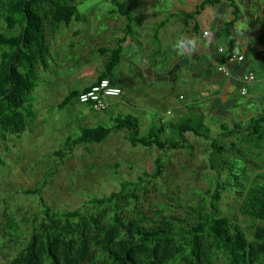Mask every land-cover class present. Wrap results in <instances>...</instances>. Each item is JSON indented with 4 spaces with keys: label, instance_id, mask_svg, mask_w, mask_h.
I'll use <instances>...</instances> for the list:
<instances>
[{
    "label": "trees",
    "instance_id": "obj_1",
    "mask_svg": "<svg viewBox=\"0 0 264 264\" xmlns=\"http://www.w3.org/2000/svg\"><path fill=\"white\" fill-rule=\"evenodd\" d=\"M74 3L75 0H0V14L6 25L5 32L0 31V144L9 142L11 137L21 138L28 130V122L35 120L34 95L40 86L37 71L39 67L47 68L51 57L48 33L55 34L62 26L85 21ZM211 3L207 1L202 7ZM113 4L120 6L118 0H113ZM202 7L185 17L193 19ZM122 42L109 51L106 72L99 82L112 81L120 63ZM80 94L70 93L59 108L81 105ZM122 130H127V141L133 147L157 148L161 152L184 150L188 132L208 141L212 149L210 169L217 173V186L208 194L209 203L192 208L185 217L176 215L168 205L157 211L154 219L144 216L139 191L163 175V159L158 158L156 172L143 173L136 182L122 181L118 191L93 196L81 208L55 212L46 207L41 221L32 223L23 247L2 264H212L217 252L225 255V264H264V225L255 227L249 240L224 216V194H242L243 183H236L237 191L231 188L234 184L226 178V172L231 170L229 176L238 177L232 172L229 159L219 161L222 156L230 155L219 145L220 139H212L188 125L179 127V140H165L161 129H154L144 137L137 119L130 116L111 127L81 129L79 134L66 139L55 156L64 160L78 147L101 145ZM222 131L219 136L222 139L229 140L235 135V131L227 132L224 128ZM244 131L249 141L259 147L264 140V119L246 130L240 128L237 134ZM3 166L4 160L0 157V169ZM243 194L246 196L243 216L264 222V175L257 177ZM8 231L6 236L12 241L22 236L17 223L10 224ZM98 253H101L100 259Z\"/></svg>",
    "mask_w": 264,
    "mask_h": 264
},
{
    "label": "crops",
    "instance_id": "obj_2",
    "mask_svg": "<svg viewBox=\"0 0 264 264\" xmlns=\"http://www.w3.org/2000/svg\"><path fill=\"white\" fill-rule=\"evenodd\" d=\"M207 1L212 3L202 7ZM86 2L90 19L83 17L82 24L100 26H62L49 44L59 46L49 58L56 54L54 72L87 79L79 89L78 83L64 85L68 92L61 93L65 100L97 84L106 72L109 51L122 40L111 83L124 92L110 100L105 112L82 105L86 115L103 113L114 125L131 116L142 136L161 129L165 140H179L184 125L220 136L227 124L239 131L264 119V0H118L119 7L113 0ZM201 7L193 19L185 17ZM181 42L184 47L178 46ZM233 54L244 62H231ZM221 66L230 77L218 70ZM251 73L256 81L242 96V78ZM190 134L195 136L188 132L186 140ZM263 145L264 140L254 147Z\"/></svg>",
    "mask_w": 264,
    "mask_h": 264
},
{
    "label": "rangeland",
    "instance_id": "obj_3",
    "mask_svg": "<svg viewBox=\"0 0 264 264\" xmlns=\"http://www.w3.org/2000/svg\"><path fill=\"white\" fill-rule=\"evenodd\" d=\"M74 4L83 17L90 19L91 6L86 5V0H75ZM110 9L115 7L111 6ZM102 13L106 15V9ZM97 19L100 21L101 18ZM72 26L100 25L98 22L95 25L85 23ZM5 30L6 25L0 14V31ZM48 35L51 46L54 35ZM57 47H50L52 53L53 50L57 51ZM56 60L54 54L48 62V71L43 67L38 68L40 86L34 95L35 120L28 122V130L21 138L11 137L9 142L0 144V157L4 160V166L0 169V264L9 257L11 259L23 247L32 223L41 221L46 207L55 212L81 208L93 196L102 197L118 191L122 181L136 182L143 173L156 172L155 161L158 158L163 159V175L139 191L140 207L148 218H156V212L162 210L164 205L172 206L171 210L176 215L185 217L192 208L206 206L209 203L208 194L217 186V173L210 169L209 163L212 153L210 143L192 134L187 138L184 150L161 152L157 148L133 147L127 141V131L116 132L101 145L78 147L64 160L57 158L55 152L63 148L68 137L79 134L81 129L111 127L114 123L108 121L103 113L100 116L95 113L86 115L82 105L59 108L64 100L61 92H68L65 86L71 82L78 83L79 89L87 79L71 78L70 74L65 77L64 73L54 72ZM194 126L199 129L197 125ZM224 129L227 132L235 131L236 137L227 140L207 133L203 128L200 130L212 139H220L219 145L230 152L219 161L223 162L225 157L229 159L234 167L232 172L238 179L229 176L231 170L226 172V178L234 184L231 188L235 191L239 188L236 183H243L241 189L245 192L257 177L264 175V149H255L256 143L249 141L245 131L237 134L239 131L230 124ZM242 176L243 181L240 182ZM29 191L37 193L28 194ZM243 192L225 193L222 208L224 216L230 218L234 226L251 240L255 227L264 225V222L243 216L246 201ZM12 223H17L22 231V236L13 238L14 241L6 236ZM8 232L12 235V231ZM100 254H97L98 259ZM225 258L222 252H217L212 264H225Z\"/></svg>",
    "mask_w": 264,
    "mask_h": 264
},
{
    "label": "built area",
    "instance_id": "obj_4",
    "mask_svg": "<svg viewBox=\"0 0 264 264\" xmlns=\"http://www.w3.org/2000/svg\"><path fill=\"white\" fill-rule=\"evenodd\" d=\"M209 33H205L207 36ZM225 50L220 49V53ZM245 58L243 56H237L233 54L230 57L231 62H244ZM226 77H230L231 73L226 66H221L218 68ZM256 77L253 73L247 74L242 78L241 81V95L246 96L249 93V86L255 83ZM123 90L121 88L115 87L110 80L104 79L99 83L92 86L87 91L83 92L78 97V102L84 106H91L95 112H105L110 107V100L119 99L123 95Z\"/></svg>",
    "mask_w": 264,
    "mask_h": 264
},
{
    "label": "clouds",
    "instance_id": "obj_5",
    "mask_svg": "<svg viewBox=\"0 0 264 264\" xmlns=\"http://www.w3.org/2000/svg\"><path fill=\"white\" fill-rule=\"evenodd\" d=\"M178 46H179V47H184L183 42H181Z\"/></svg>",
    "mask_w": 264,
    "mask_h": 264
}]
</instances>
